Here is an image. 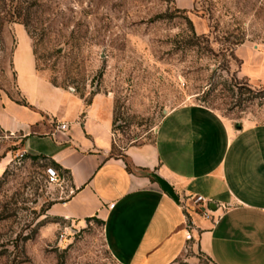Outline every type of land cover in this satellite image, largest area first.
I'll use <instances>...</instances> for the list:
<instances>
[{"label": "rangeland", "instance_id": "rangeland-1", "mask_svg": "<svg viewBox=\"0 0 264 264\" xmlns=\"http://www.w3.org/2000/svg\"><path fill=\"white\" fill-rule=\"evenodd\" d=\"M29 43L40 74L109 119L111 157L185 105L264 125V0H0V93L20 101L12 54ZM21 139L0 129V264H121L101 220L51 213L70 177ZM173 264L216 263L191 238Z\"/></svg>", "mask_w": 264, "mask_h": 264}, {"label": "crops", "instance_id": "crops-1", "mask_svg": "<svg viewBox=\"0 0 264 264\" xmlns=\"http://www.w3.org/2000/svg\"><path fill=\"white\" fill-rule=\"evenodd\" d=\"M12 67L26 104L0 93V129L69 175L73 193L52 214L101 220L121 264H173L189 235L216 264H264V125L238 129L204 106L185 105L164 118L152 143L114 158L109 119L40 74L30 43L24 51L17 45ZM62 123L67 132L57 130ZM199 196L219 207L209 219L195 210L191 198Z\"/></svg>", "mask_w": 264, "mask_h": 264}, {"label": "built area", "instance_id": "built-area-1", "mask_svg": "<svg viewBox=\"0 0 264 264\" xmlns=\"http://www.w3.org/2000/svg\"><path fill=\"white\" fill-rule=\"evenodd\" d=\"M57 130L61 132H67L69 130V125L66 123L59 124L57 127ZM47 180L49 184H58L60 182V174L57 169L49 168L46 173ZM192 202L195 205V208L197 207L200 210V215L204 218H211V214L215 209H219L217 205H215L213 202L207 201L203 197H195L191 198ZM186 203L184 202L183 205ZM187 206H184L185 211L187 212ZM190 228V224H189ZM189 239H191V236L189 235Z\"/></svg>", "mask_w": 264, "mask_h": 264}, {"label": "water", "instance_id": "water-1", "mask_svg": "<svg viewBox=\"0 0 264 264\" xmlns=\"http://www.w3.org/2000/svg\"><path fill=\"white\" fill-rule=\"evenodd\" d=\"M242 125L238 124L237 128L241 129ZM157 182L160 185V187L162 188V190L167 193L175 202H179V196L176 194L174 188L163 178L161 177H157Z\"/></svg>", "mask_w": 264, "mask_h": 264}, {"label": "trees", "instance_id": "trees-1", "mask_svg": "<svg viewBox=\"0 0 264 264\" xmlns=\"http://www.w3.org/2000/svg\"><path fill=\"white\" fill-rule=\"evenodd\" d=\"M56 86V85H55ZM21 104H26V102L25 101H22V102H20ZM57 169H59V170H61V168L59 167V166H57L56 164H53Z\"/></svg>", "mask_w": 264, "mask_h": 264}]
</instances>
